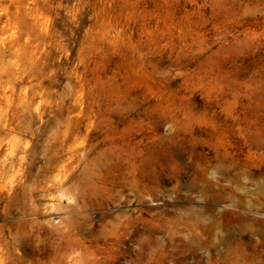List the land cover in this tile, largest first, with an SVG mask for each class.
<instances>
[{
    "label": "rangeland",
    "instance_id": "1",
    "mask_svg": "<svg viewBox=\"0 0 264 264\" xmlns=\"http://www.w3.org/2000/svg\"><path fill=\"white\" fill-rule=\"evenodd\" d=\"M43 131L74 240L0 205V264H264V0H0V149L40 165Z\"/></svg>",
    "mask_w": 264,
    "mask_h": 264
},
{
    "label": "bare ground",
    "instance_id": "2",
    "mask_svg": "<svg viewBox=\"0 0 264 264\" xmlns=\"http://www.w3.org/2000/svg\"><path fill=\"white\" fill-rule=\"evenodd\" d=\"M34 134L36 137L49 138L51 136H49L50 133L47 134V132L44 131ZM53 135L54 136L51 137H54V140L58 139L59 144L50 141V147L46 145L47 150H53V153H49L48 151L45 152L39 160L41 162L40 165H36L34 158H32L34 160H27V156L29 157L32 152L34 153V148L24 150L26 155L23 154L20 156L18 155L20 151L16 150L15 142L7 144L5 149H0V165H2L0 169V205L2 206V212L9 214L14 205L21 203L22 207L28 210L26 212L28 218L24 220L30 225L32 232L35 231L36 236L34 237L39 239L40 242H42L41 244H43L44 241L51 243V238H53L52 235H56L57 232V235H63L60 239L67 238L68 243L71 244L74 240L71 220L65 223L62 227L63 231L61 232L58 226L62 224V221H58L57 223L46 221L45 224L42 220H39L41 217L46 216L49 211L51 212V209H56L55 201L59 200L60 197V195L58 197L55 196L56 193L62 191L61 195H66L67 198L71 197L73 183L77 179L76 163L78 159L76 158V153L78 149L75 148L72 143L67 142L70 139L68 134H59L55 132ZM87 151L88 150H86V152ZM105 155L108 158L110 153ZM105 155L103 157H105ZM114 158H116L114 166L119 168V172L122 171V173H124L122 175L128 181L126 184H129V182L135 183L137 180L138 182L140 181L137 174L138 172L136 173L132 162H129L125 155L119 152ZM85 164H83V166ZM87 164L86 166L89 165ZM119 172L117 174L118 178H120ZM44 201L48 202L49 205H42ZM138 232L139 229L134 228L132 234L135 235ZM54 240L56 241L57 237L53 238V241ZM45 243L43 245H45ZM71 247L72 246H70L69 249H71ZM70 257L72 258V256Z\"/></svg>",
    "mask_w": 264,
    "mask_h": 264
}]
</instances>
